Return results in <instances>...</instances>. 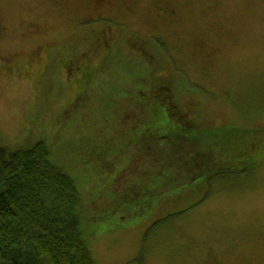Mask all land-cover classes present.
Here are the masks:
<instances>
[{
	"label": "rangeland",
	"instance_id": "1",
	"mask_svg": "<svg viewBox=\"0 0 264 264\" xmlns=\"http://www.w3.org/2000/svg\"><path fill=\"white\" fill-rule=\"evenodd\" d=\"M263 126L264 0H0V145L75 179L94 264H264Z\"/></svg>",
	"mask_w": 264,
	"mask_h": 264
},
{
	"label": "trees",
	"instance_id": "2",
	"mask_svg": "<svg viewBox=\"0 0 264 264\" xmlns=\"http://www.w3.org/2000/svg\"><path fill=\"white\" fill-rule=\"evenodd\" d=\"M159 7L165 12V17L170 15L167 6ZM263 129L264 126L260 130ZM143 132L140 129L137 134L134 133L135 137L130 143L123 141L118 148L117 158L124 161L119 163L117 169L113 168V176L116 177L117 172L123 174L121 166L127 164L128 157L124 155V146L134 149L140 140V133ZM1 145L0 264H94L83 241V222L87 209H84L85 202L75 179L51 161L42 141L29 147L17 146L13 150ZM103 150L104 147H101L95 156L99 157ZM255 162H251V165ZM109 165L111 166V160L103 158L99 160L97 168L103 174ZM170 167L172 165L164 171L155 170L154 177L146 178V194L140 192L130 196L126 190L128 187L123 193L122 180L123 182L111 188L117 194L123 195L121 200L115 203L114 196L109 204L119 206L122 202L134 199H142L145 204H149L158 194L157 183L167 182L162 188L166 191L188 183L170 184ZM124 169L126 171V167ZM87 191L85 189V193ZM146 195L150 196L149 200Z\"/></svg>",
	"mask_w": 264,
	"mask_h": 264
},
{
	"label": "flooded vegetation",
	"instance_id": "3",
	"mask_svg": "<svg viewBox=\"0 0 264 264\" xmlns=\"http://www.w3.org/2000/svg\"><path fill=\"white\" fill-rule=\"evenodd\" d=\"M93 2H98V3H101V2H103V0H92ZM96 5V4H95ZM159 9H160V11L161 12H163L162 11V9H161V7H159ZM166 76H167V74H166ZM156 80H157V76L156 77H154ZM167 78V77H166ZM167 81V80H166ZM153 83V85H157L158 84V82H156V81H154V82H152ZM169 82L167 81V83L166 84H168Z\"/></svg>",
	"mask_w": 264,
	"mask_h": 264
}]
</instances>
